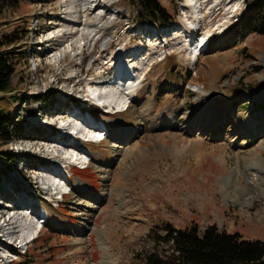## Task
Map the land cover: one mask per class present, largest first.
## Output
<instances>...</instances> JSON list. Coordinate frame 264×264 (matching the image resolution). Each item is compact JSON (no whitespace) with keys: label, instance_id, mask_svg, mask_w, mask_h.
<instances>
[{"label":"rangeland","instance_id":"obj_1","mask_svg":"<svg viewBox=\"0 0 264 264\" xmlns=\"http://www.w3.org/2000/svg\"><path fill=\"white\" fill-rule=\"evenodd\" d=\"M246 1L206 2L204 15L192 17L186 0H159L173 17L166 27L137 21L134 0H0V49L9 48L6 36L22 37L14 43L22 51L13 91L5 96L24 133L0 142V264H143L142 250L168 246L155 245L166 223H195L202 230L217 224L264 241V198L252 206L234 201L249 200L242 186L247 177L253 180L248 164L259 158L245 153L249 146L240 152L250 136L231 129L248 121L259 131L264 120V96L256 92L264 84V35L239 33L234 26ZM198 22L190 47L180 29ZM95 26L97 35L85 32L82 47L62 55L72 40L81 44L84 28ZM210 30L208 49L196 56L193 50ZM121 50L130 53L122 64L133 66L141 86L127 111L110 114L86 100L96 83L115 80L121 56L111 54ZM202 90L216 95L214 104L221 100L225 115L220 110L185 132L183 118L199 112ZM70 113H77L80 125L88 116L100 123L119 119L129 133L120 136L117 128L112 134L101 125L105 138L86 142V132L75 138L58 125L73 120ZM72 153L73 159L88 155L91 165L75 166ZM234 169L235 179L228 180ZM61 186L70 193L62 197L56 192ZM45 216L27 249L13 246L12 234L24 239ZM30 221L32 229L24 231ZM85 224L89 228L78 232Z\"/></svg>","mask_w":264,"mask_h":264},{"label":"trees","instance_id":"obj_2","mask_svg":"<svg viewBox=\"0 0 264 264\" xmlns=\"http://www.w3.org/2000/svg\"><path fill=\"white\" fill-rule=\"evenodd\" d=\"M134 3L137 21L171 25L173 17L168 16L159 0H134ZM246 5L234 24L235 28L239 33L264 35V0H247ZM6 37L8 40L4 43H8L9 48L0 49V142L4 144L24 136L21 121L11 114L12 101L5 96L13 91L11 79L16 71L15 59L22 51L14 43L21 41L22 37ZM13 99L20 100L15 96ZM16 158H11L8 166ZM164 230V234H157L155 245L166 243L168 246H151L145 252L142 250L143 264H264V241L246 239L239 232L229 233L217 224L202 230L195 223L184 228L166 223Z\"/></svg>","mask_w":264,"mask_h":264},{"label":"bare ground","instance_id":"obj_3","mask_svg":"<svg viewBox=\"0 0 264 264\" xmlns=\"http://www.w3.org/2000/svg\"><path fill=\"white\" fill-rule=\"evenodd\" d=\"M81 1L84 2L85 0H81ZM197 2H198V0L197 1L196 0H186V5L190 9V12H191V16L192 17L194 15V13H195L194 17H196L199 14V10H198V7H197ZM198 25H199V22H198V24L193 23V25H190L189 27L187 25H184L180 29V30L183 31L181 35L184 34L186 36V38H187L186 41H188L187 42L188 43L187 45H189L190 47L192 45V42H195L196 35L199 32L198 31ZM97 30H98V28H96V26H95V30L93 29V31H90L88 27L87 28H84V31L81 34L82 37L77 38V40L84 39V35L83 34L85 32H87L89 34V37L92 38V37H94L95 35H97L99 33V31H97ZM101 33H102V31H101ZM211 33H212L211 30L208 31L206 33V36L203 39H201L198 42V44L196 45L197 47L193 50L194 51L193 53H195L196 56L199 55L198 54L199 51L202 52V51H205L206 49H208V47H209V41H210V36L212 37ZM82 42H83L82 40H81V44H79L80 42L79 43L75 42V44L77 43L76 46H75V44L73 43V40H72V43H69L70 46H66L65 49L62 48L60 50V51L63 50L61 52L62 55H63L64 52L70 51L69 49H71V51H75L76 52V49H77V47L79 45H81L79 47H82ZM190 50H191V48H190ZM119 52H116V53H112L111 54V55L114 54L112 57H120L121 56L120 58H118V60H121V61L119 63H115L114 64V67H115L114 69H115V72L116 73H115V76L113 78L115 80L114 81H110L109 80L107 82V85L108 86L107 85L103 86L101 83H96L95 86L91 89V93H90V96L91 97H89L90 99L93 100V102L100 104L103 108L107 107V108H110L111 110H114V109H119V110L120 109H123L126 105H128V102L129 101L131 102L130 103V105H131L132 104V101H133L132 98H134V95H135V97H137V94H136L137 93V88H138L139 83H141L140 80L138 81V78L139 77H137L138 74L136 73V71L133 68V66H124L122 64L123 57H124V54H125V50H121ZM61 53H58V54H60V57H61ZM121 85L127 86L126 87V90L121 91L119 89V87ZM109 87L110 88H113V89H110ZM205 91L206 90H202L201 91L202 94H199V99L201 101L200 102L201 104H200V107H199V112L195 116L183 118V122L185 124V126H184L185 128H181V129H183L185 132H187L189 130H195V128L200 124V121H202V119L205 118V117H209V118H210V116H212V118L217 117L216 116V113H219L220 110L225 115V111L223 109H221V107L219 108V106L221 105L220 104L221 103V100L220 101H217L214 104L213 101L216 100L215 99L216 98V95L211 94V93H209L207 91L205 92ZM256 92L258 94H261L260 97L264 96V84L261 85L258 88V90H256ZM144 109L145 108H142V110H144ZM141 113H143V111ZM76 115H77V113L70 114V116L73 117V120H70L71 118H69L68 120L70 122L68 124L63 125V123L60 122V125L64 129H69L72 132V135H74V136H78V135H81L82 133H85L86 132V134H87V135H85L86 137L87 136H89V137H96V139L98 141V140L102 139V137L100 136V134H101V131H103V129H101L99 131V129L101 128L99 126H101V125H104L106 127V129L109 132H111L112 134H114L113 131H116L117 128H120V130H119L120 131V134H121L120 136H122V134H124V133H127V134L129 133V131L127 130L128 128L123 123H121L119 119H113V120H107V121L104 120V121H102L100 123L98 120L93 119L91 116H88L87 118L86 117L83 118V120L81 121V125H80V123H79L80 119H79V121H77V119L74 118ZM62 121H65V119L62 120ZM261 122H262L261 123L262 124V128L259 131L256 130V126L253 123H249L248 121H245L243 123V125L242 124L241 125L240 124L237 125L238 124V122H237V123H235L234 126L232 125L233 128L231 129V131L240 133L241 136L242 135H249L250 136V139L249 140H244L241 144H239V145H242L241 146L242 149L240 150V152L242 153L243 150H244L243 148L249 146V147H251V149L249 151H247L248 149H246L245 150V153L246 154L247 153H249V154L250 153H253V154L257 155L258 158H259V160H256L258 162H255V163L253 162V164H252L253 165V168H252V165L251 164L250 165L248 164L249 167L251 166L250 167L251 168L250 170H252V172H255L254 173L255 175H254L253 180L247 179L248 178L247 177L246 178V185L242 186L241 193H245V195L247 196V198L249 200L246 202V201L242 200V197L241 196H238V195H237L238 197L236 199H234V201L242 204L243 206H245V204H248V205L252 206L253 205V202H255L257 199L264 198V139L261 138V136L263 135V132H264V120L261 121ZM237 130H239V131H237ZM120 138L121 137H119L118 140ZM236 140L237 139L232 140V141H230V143H232L233 145L238 144V142H236ZM71 144L72 145H75L74 142H71ZM81 151H79V152H81ZM78 155L80 157L78 156L77 159L78 160L80 159V161H81L80 163L88 162L86 164V166L91 165V163H90L91 161L90 162L87 161L88 155H82V154H78ZM247 156L248 155H245V154L242 155V157H244V158L247 157ZM77 159H76V161H77ZM245 159H247V158H245ZM260 159L262 161H260ZM248 160H246V161H248ZM246 163L247 162H245V164ZM235 172H236V170L234 169L233 172L230 174V176L227 177V179L228 180H232V179L234 180L235 179ZM242 174L245 175L244 173H242ZM56 184H57V181H55V185ZM52 185L54 186V183H52ZM74 186H75V188L77 190H80V189L82 190L84 188V184L81 181H79V180H76ZM63 188H64V186L63 187L61 186L60 189L62 190ZM24 199H25V202L29 203L28 202V199L26 197ZM83 206H85V204H83ZM29 207L30 206H28V209H30ZM86 207H88V208L90 207L92 210L93 209L96 210L95 208H97L96 206L95 207H91V206H87V205H86ZM35 212H38V211H35ZM47 214H45V215L47 216ZM39 216H40V214H39ZM39 218L41 219V218H44V217L43 216H40ZM24 224H25V226H24V229L23 230L24 231H26V230L27 231H30L32 229V226L34 224V221H30L29 223L24 222ZM42 225L43 224L41 223L40 227H42ZM88 228H89L88 225L85 224L80 230H78V232H84ZM37 230H38V228H35L31 233H35ZM24 239H26V237Z\"/></svg>","mask_w":264,"mask_h":264}]
</instances>
